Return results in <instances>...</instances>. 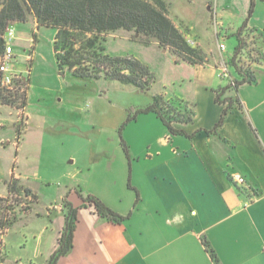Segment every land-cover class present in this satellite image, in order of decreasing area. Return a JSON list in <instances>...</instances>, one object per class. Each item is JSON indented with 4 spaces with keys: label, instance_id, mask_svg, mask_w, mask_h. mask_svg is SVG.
<instances>
[{
    "label": "crops",
    "instance_id": "crops-1",
    "mask_svg": "<svg viewBox=\"0 0 264 264\" xmlns=\"http://www.w3.org/2000/svg\"><path fill=\"white\" fill-rule=\"evenodd\" d=\"M207 8L210 10V6ZM226 9L218 16L223 26L233 31L234 23L229 17L235 15L232 6ZM248 11L242 15V24ZM32 22L38 26L35 18ZM248 29L264 37V1L256 0ZM202 48L207 61H214L212 67L218 70L221 58L214 56L212 48L204 44ZM261 69L264 65L253 67L254 83H244L236 90L226 85L231 88L222 100L236 95L239 106L234 105L217 130L215 126L227 105L219 103L224 107L213 108L210 127L176 124L182 131L178 134H172L154 112H149L145 113L147 126L143 123L142 131L138 128L122 139L125 153L120 148L112 151L114 146L99 148L87 168L90 175L80 179L79 170L68 171L64 178L68 180L60 184L54 199L46 196V191L51 190L50 182L46 190L42 189L45 186L42 180L49 179L24 174V179H31L30 189L38 201L32 213L22 214L12 228L0 230V242L19 236L22 241L15 242L19 253L26 249L30 241L27 233L31 232L36 244L41 243V264H46L57 248L65 224L61 203L67 198L79 207L78 223L74 248L58 264H264V70ZM233 77L236 81L242 79L238 74ZM226 86L217 89L215 103L218 91ZM173 98L181 115L193 107L192 119L200 113L202 116L201 94L189 108L188 101ZM29 114L33 124L30 109ZM139 118L137 115L135 120ZM30 135L31 130L24 137L22 152L26 142L33 139ZM93 167L98 168L97 182L91 186ZM234 173L244 176L252 191L236 188L229 178ZM82 196L98 198L122 219L112 222L102 218L93 205L84 203ZM45 199L50 200L49 205ZM5 255L4 264H38L34 257L25 260L22 255H13L8 242Z\"/></svg>",
    "mask_w": 264,
    "mask_h": 264
},
{
    "label": "rangeland",
    "instance_id": "rangeland-1",
    "mask_svg": "<svg viewBox=\"0 0 264 264\" xmlns=\"http://www.w3.org/2000/svg\"><path fill=\"white\" fill-rule=\"evenodd\" d=\"M164 1L168 5L169 18L185 39L190 38L196 42V46L192 48L196 51L197 59L207 57L202 48L203 44L214 50L215 57L231 58L238 44L236 34L239 29H235L242 25V15L249 9L250 0ZM228 5L232 6L235 15L234 18L229 17V21L234 23L233 31L218 24L222 20L218 13L227 10ZM33 19L34 17L30 16L29 22L14 25L17 35L14 42L17 70L26 80L24 82L27 96L25 116L19 111L16 94L0 86V92L4 94V98L0 100V202L7 199L9 184L32 190L31 179H24V174L34 173L40 178L49 179L42 180L45 183L42 189L46 190L47 182H50L51 190L46 191V196L48 199H54L60 184L68 180V178L64 179L68 171L79 170L80 179L84 175H90L87 168L93 162L99 148L114 146L112 151L120 148V152L125 153L122 146L124 136L138 128L142 131L148 123L145 114H139V120L128 121V118L145 109L149 103L153 104L155 96L160 98L161 105L168 110L171 117L186 118L189 112H195V108L189 107L201 94L204 98L202 116L201 113L199 117L195 116L188 123L189 128H196L198 125L210 127L215 113L213 108L224 107L215 103L214 99L217 89L226 86L229 82L219 77V71L212 67L214 61L203 62L205 63L203 65H189L174 60L176 55L173 52L160 48L155 45L156 43L146 45L139 41L135 33L119 31L103 36L106 42L102 45L105 46L106 53L111 57L128 58L147 65L152 75L150 82L154 81L152 88L143 91L104 77L76 78L69 70L62 73L59 69L54 49L56 30L35 27ZM242 39L245 48L238 59L245 72L253 73V67L264 65V37L247 30ZM220 43L226 46V52L222 56L217 49ZM29 55L30 59H28ZM231 60L229 71L235 76L238 73L231 65ZM205 89H208V93L203 92L206 91ZM174 96L188 101L189 112L186 111L181 115L175 109ZM232 99L236 101V95H233ZM235 106H239L238 102H235ZM29 109L34 115L33 124ZM20 119L24 123H21ZM124 124L126 126L122 130ZM30 130V137L33 139L26 142L22 152L24 137ZM71 161L75 163L71 164ZM97 171L98 168L93 167L91 186L96 185ZM229 178L233 183L231 177ZM233 185L241 189L234 183ZM33 193L36 194L34 191ZM14 199L23 203L14 213L17 220L22 214L32 213L36 202L17 196H14ZM48 199H45L46 205L50 204ZM1 213L0 210V215ZM27 236L30 241L26 249L19 253L15 244L16 241H22L19 236L3 238L4 242H0V264L5 262L7 242L13 255L16 253L22 255L25 260L34 257L38 264L43 262L39 252L41 243L36 244L31 232H28ZM15 238L17 240H14Z\"/></svg>",
    "mask_w": 264,
    "mask_h": 264
},
{
    "label": "trees",
    "instance_id": "trees-1",
    "mask_svg": "<svg viewBox=\"0 0 264 264\" xmlns=\"http://www.w3.org/2000/svg\"><path fill=\"white\" fill-rule=\"evenodd\" d=\"M264 1V0H262ZM0 53L4 50L2 35L10 23L29 22L33 16L38 27L54 28L55 55L62 73L66 70L73 76L81 79H99L104 77L125 85H131L143 91L152 87L151 72L147 65L128 58L111 57L106 53V42L103 36L119 31L133 32L139 41L150 45L156 43L160 48L173 52L177 61H183L189 65H203L206 57L197 59L196 51L188 44L185 36L175 26L168 16V5L164 0H0ZM256 0H250L248 16L237 31L238 44L235 48L231 65L242 78L236 81L234 90L244 83H254L253 73H247L239 62V55L244 50L242 36L248 30V21L253 15ZM252 32V31H251ZM204 60V61H203ZM83 67V68H81ZM226 86L218 91L216 101L227 105L215 130L222 127L229 111L237 100L232 97L222 100V96L230 89ZM0 92V100L4 94ZM17 103L27 105L26 93L19 94ZM154 112L172 134L182 131L175 127L176 124H188L192 121L191 113L186 118L171 117L168 110L161 105L160 98L154 97V103L130 116L128 121L136 119L139 114ZM126 126L124 124L123 128ZM21 130V129H20ZM123 147L126 145L122 140ZM14 196L23 197L37 202L38 196L32 190L20 188L16 184H9L8 197L0 202V230L6 231L12 228L17 217L16 209L23 203L14 199ZM12 198V200H11ZM84 203L93 205L102 218L112 222H120L121 216L108 209L98 198L82 196ZM79 207L70 203L67 198L62 202V211L65 224L58 239V245L46 264H58L68 256L74 248V234L78 223ZM13 213V214H12ZM14 215V216H13ZM212 257L217 263L216 256Z\"/></svg>",
    "mask_w": 264,
    "mask_h": 264
},
{
    "label": "built area",
    "instance_id": "built-area-1",
    "mask_svg": "<svg viewBox=\"0 0 264 264\" xmlns=\"http://www.w3.org/2000/svg\"><path fill=\"white\" fill-rule=\"evenodd\" d=\"M215 12V11H214ZM218 23V22H217ZM16 23H10L4 31V34L2 35V38L4 40V50L2 53H0V86L2 89L10 92V93H20L23 94L26 92L25 84L26 80L20 76L17 68H16V58H15V48H14V42L17 39L16 35V29L14 27ZM220 27H224L221 21L218 23ZM34 43V40H32ZM188 44L191 47L196 46V42L190 38L187 39ZM219 51L221 52V56L223 53L226 52V46L224 43H220L218 45ZM31 56H28V59H30ZM230 60L226 59L222 56L219 65H218V71H219V77L221 79L228 80L229 84L231 86H235L236 80L233 77V75L229 71L230 66ZM18 82V84H16ZM20 112L24 113V116L26 115L25 110L26 106H22L20 102L18 103ZM22 110V111H21ZM25 119V118H24ZM26 121V120H25ZM21 123H24L20 119ZM231 179L235 185L238 187L245 188L247 190L252 191L250 185L248 184L246 178L242 176L239 173H234L231 175Z\"/></svg>",
    "mask_w": 264,
    "mask_h": 264
}]
</instances>
